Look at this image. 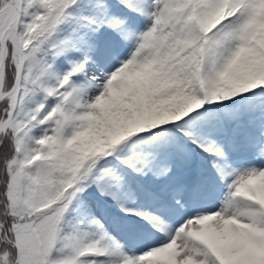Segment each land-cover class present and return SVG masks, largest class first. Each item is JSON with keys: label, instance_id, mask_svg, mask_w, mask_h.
<instances>
[{"label": "snow or ice", "instance_id": "1", "mask_svg": "<svg viewBox=\"0 0 264 264\" xmlns=\"http://www.w3.org/2000/svg\"><path fill=\"white\" fill-rule=\"evenodd\" d=\"M0 264H264V0H0Z\"/></svg>", "mask_w": 264, "mask_h": 264}]
</instances>
